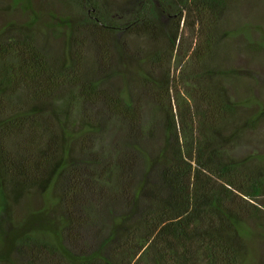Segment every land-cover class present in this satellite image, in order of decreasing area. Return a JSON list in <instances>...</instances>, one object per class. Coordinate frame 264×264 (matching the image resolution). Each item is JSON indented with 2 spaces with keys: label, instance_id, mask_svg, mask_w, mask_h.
Here are the masks:
<instances>
[{
  "label": "trees",
  "instance_id": "trees-1",
  "mask_svg": "<svg viewBox=\"0 0 264 264\" xmlns=\"http://www.w3.org/2000/svg\"><path fill=\"white\" fill-rule=\"evenodd\" d=\"M56 1L61 9L46 11L43 28L63 41L59 53L41 44V9L31 0H12L30 13L25 21L0 26V264L247 260L251 226L264 219V169L226 158L243 131L223 135L235 104L208 96L203 110L193 109L169 72L189 23L199 34L194 60L204 63L225 1L134 0L132 12L108 0ZM154 1L162 16L176 17L163 33L170 49L156 52L140 75L141 94L162 112L161 143L142 125L130 89L108 83L124 78L131 56L145 64L117 37L154 41ZM262 121L264 109L243 128ZM32 193L42 205L16 216Z\"/></svg>",
  "mask_w": 264,
  "mask_h": 264
},
{
  "label": "rangeland",
  "instance_id": "rangeland-1",
  "mask_svg": "<svg viewBox=\"0 0 264 264\" xmlns=\"http://www.w3.org/2000/svg\"><path fill=\"white\" fill-rule=\"evenodd\" d=\"M224 1L225 10L217 22L216 31L212 35L214 39L212 50L204 63L200 64L199 60H194L196 46L193 39L197 33L195 24L193 28L189 23V27L182 31L179 52L172 55L169 72L175 80L177 95H185L187 91L194 98V101H190L193 109L203 110L206 107L203 97L208 96L216 102L227 100L235 104V114L232 118L235 120L228 123L223 135H229L234 127L242 128L243 131L238 135V139L232 142L231 148L226 151V158L251 159L250 165L256 164L264 169V121L253 129L243 128V123L248 118L256 114L258 110L264 109V0ZM31 2L35 8L40 6L38 9H41L40 29H38L41 44H44L50 51L59 53L63 41L54 38L51 28L43 27L49 26L46 11L53 8L52 12H56L61 7L57 6L56 0H31ZM108 4H112L116 9L120 7L123 11L122 7L126 4L129 9L125 12L129 10L132 12L135 2L134 0H108ZM153 6L158 16L157 37L154 41L121 35L117 37L118 41L122 40L126 43L129 52L132 53L133 49H136L137 54L134 55L141 53L140 57L144 58L145 64H140L141 60H137L139 57L131 56L124 61L125 65L122 68L124 78L114 77L108 83L116 91L124 87L130 89L138 102L137 106L142 107V125L154 128L157 131V141L161 143L164 124L157 125L156 123L162 119V112L148 96L141 94L144 90L139 89L141 87L140 75L147 71V67L153 65L151 57L156 52L170 49L163 33L176 17L162 16L160 5L156 1ZM29 14L14 6L12 0H0V26L9 22L22 23ZM165 72V70L163 73L153 72V76L158 78L165 75ZM248 100L250 102H247ZM108 125H110V133L115 134V129L110 123ZM261 204L264 206V195ZM41 205V197L37 193H32L21 201L20 207L15 209V214L20 216L25 210L38 209ZM259 223L261 227L251 226L254 236L249 241V258L243 260L241 264H264V219Z\"/></svg>",
  "mask_w": 264,
  "mask_h": 264
}]
</instances>
